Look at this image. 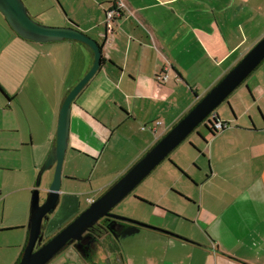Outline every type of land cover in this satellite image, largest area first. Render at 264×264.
Listing matches in <instances>:
<instances>
[{"label": "crops", "instance_id": "0c3cea01", "mask_svg": "<svg viewBox=\"0 0 264 264\" xmlns=\"http://www.w3.org/2000/svg\"><path fill=\"white\" fill-rule=\"evenodd\" d=\"M52 9L60 26L75 24L95 39L103 60L72 107L61 194L42 244L119 181L264 37V0H56ZM115 9L121 12L108 23ZM94 60L81 42L35 43L0 20V142L8 132L14 152L29 148V178L38 177L55 147L63 103ZM263 65L213 115L229 127L215 134L206 124L198 127L142 182L159 192L138 194L127 210L135 221L173 235L114 223L111 259L86 254L80 264H264ZM38 146L46 148L39 163ZM52 179L42 177L41 188L48 185L41 204ZM36 189L34 183L24 188L32 195L22 198L27 217L0 227L20 229L25 245Z\"/></svg>", "mask_w": 264, "mask_h": 264}, {"label": "water", "instance_id": "95a60500", "mask_svg": "<svg viewBox=\"0 0 264 264\" xmlns=\"http://www.w3.org/2000/svg\"><path fill=\"white\" fill-rule=\"evenodd\" d=\"M0 14L5 18L11 29L24 40L35 43L77 41L87 45L95 56L93 67L69 93L61 108L56 145L44 164L37 182V189L33 194L30 236L18 264H48L72 242L82 241L83 233L103 218L173 235L159 228L115 215L113 210L199 126L206 123L215 114L217 108L264 62V37L119 181L93 202L72 223L42 244L43 224L48 216L56 210L61 194L63 167L66 152L69 148L72 107L79 94L99 71L103 60V50L95 39L82 32L75 24L52 27L37 22L30 15L23 0H0ZM53 167H55V173L47 191L48 197L41 204L42 176L44 172Z\"/></svg>", "mask_w": 264, "mask_h": 264}, {"label": "rangeland", "instance_id": "374dc122", "mask_svg": "<svg viewBox=\"0 0 264 264\" xmlns=\"http://www.w3.org/2000/svg\"><path fill=\"white\" fill-rule=\"evenodd\" d=\"M23 1L27 6L30 15L37 22L47 26L61 27L60 21L58 19L59 12L57 9H52V7H56V0H35V4L31 3V0ZM33 6L38 7L33 8ZM0 20H2L4 25L7 27V30L10 29V26L1 14ZM221 106H219V108ZM219 108H217V110ZM12 114H14V112H5L6 117H11L13 120H16V117ZM2 116L3 112H1L0 110V119H2ZM202 126L203 125L199 126V128H201ZM3 135L5 136V139L3 140V142H0V190L4 191L5 194L9 193V195H6V197H2V193L0 191V227L12 220L25 219L27 217V214L29 213V203L26 202L25 204H22V198L25 196L32 197V195L31 193H27V191H24V188L27 185H33V183L37 185L39 176L45 164V161H43L41 168L38 172V177H36L35 179L29 178V176H33L32 167H34V162L32 158V152L29 150V148L28 150L23 149L24 154L23 152H14V148L17 147L14 146V135L8 132L3 133ZM45 149L46 148L44 146H38L36 148L35 153L37 163L42 161L43 157H45ZM54 173V170L50 169L44 172L42 177H44L45 180L47 178V175H49L50 178H54ZM142 184L137 187L123 202H121L118 206H116V208H114L113 213L115 215L136 220L127 216V214L131 210L132 204L135 203V199L140 198L138 194L151 196L153 198L156 193L159 192L158 189H154L148 185ZM47 185L48 184L44 183V186L42 188L40 187V189H43ZM12 192H14V194ZM6 198V202L3 203V200H5ZM76 218H74L70 223H72ZM46 223L47 221L44 222L43 226H45ZM64 228H62L61 230H63ZM19 230L20 229L0 230V264H13V259L16 255V251L20 247H22V245H25L26 240L23 236H20L21 231ZM61 230H59L58 233ZM42 233L44 234L43 231ZM56 235L57 234H55L54 236ZM54 236L47 235L45 238L51 239ZM96 245H103V243L98 240ZM101 249L103 250L101 252L99 251L98 254H96L97 247L95 248V250H93L91 254L89 251L88 252L94 258L97 255L98 258L95 259L97 261L104 259L103 261L106 262L107 260H110L111 258L107 251L108 248H104V246H102ZM83 256L86 257V254L84 252L83 254H80L79 251L74 252V249L69 248L58 254L49 264H74V260L79 262L80 264L84 260Z\"/></svg>", "mask_w": 264, "mask_h": 264}, {"label": "flooded vegetation", "instance_id": "af4514ba", "mask_svg": "<svg viewBox=\"0 0 264 264\" xmlns=\"http://www.w3.org/2000/svg\"><path fill=\"white\" fill-rule=\"evenodd\" d=\"M114 223H121L120 221H114L112 219L103 218L98 223L93 225V227L87 229L83 233V239L80 242H72L64 250L72 248L74 251H79L81 254H90L97 247V241L103 243L104 248H109L110 243L116 241L117 232L113 229ZM88 249V250H87ZM63 250V251H64ZM89 251V252H88ZM94 258V257H92Z\"/></svg>", "mask_w": 264, "mask_h": 264}, {"label": "built area", "instance_id": "2783aa9c", "mask_svg": "<svg viewBox=\"0 0 264 264\" xmlns=\"http://www.w3.org/2000/svg\"><path fill=\"white\" fill-rule=\"evenodd\" d=\"M120 10L119 9H115V10H112L110 12L107 13V21L108 23H111L113 21V19L118 15L120 14ZM167 79L166 76H159L158 80L160 81H165ZM213 118H215L213 116ZM214 124V128L216 130L217 133L223 131V130H226L228 127H229V124L228 123H224V122H215L213 123Z\"/></svg>", "mask_w": 264, "mask_h": 264}, {"label": "trees", "instance_id": "16d2710c", "mask_svg": "<svg viewBox=\"0 0 264 264\" xmlns=\"http://www.w3.org/2000/svg\"><path fill=\"white\" fill-rule=\"evenodd\" d=\"M4 19H5V18H4ZM9 28H10L11 32H13L14 34H16V33L11 29V27H9ZM16 35H17V34H16ZM20 38H21V37H20ZM0 92H3V93H4V91H3V89H2L1 86H0ZM215 122H218L217 118H213L212 120L208 119L207 122H206V123H203V124H206V125L208 126V128L213 132V134H215V133H217L216 130H215V128H214V124H213V123H215ZM224 123H225V122H224ZM120 224H123V225L126 226V227L131 226V225L126 224V223H120ZM47 240H49V238H47L46 241H47ZM46 241H44V242H46Z\"/></svg>", "mask_w": 264, "mask_h": 264}]
</instances>
